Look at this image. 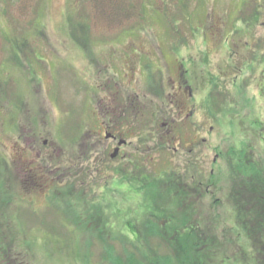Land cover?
Masks as SVG:
<instances>
[{"label":"rangeland","instance_id":"rangeland-1","mask_svg":"<svg viewBox=\"0 0 264 264\" xmlns=\"http://www.w3.org/2000/svg\"><path fill=\"white\" fill-rule=\"evenodd\" d=\"M156 75L172 107L155 98ZM135 108H144L151 133L154 113L162 123L173 120L176 152L155 154L152 137L132 121ZM121 119L135 123L124 153L135 154L140 137L149 140L141 152L154 173L189 166L204 181L212 172L222 177L220 190L211 186L216 194L192 196L196 216L235 236L231 254L249 248L244 233L236 237L225 196L232 164L244 163L251 149L264 160V0H0V264H104L106 235L88 226L80 233L57 211L58 187L68 182L77 183L79 213L92 203L106 208L109 244L120 251L132 237L127 223L146 217L144 192L131 184L128 192L113 189L121 182L108 177L110 154L93 140L102 123Z\"/></svg>","mask_w":264,"mask_h":264},{"label":"trees","instance_id":"trees-1","mask_svg":"<svg viewBox=\"0 0 264 264\" xmlns=\"http://www.w3.org/2000/svg\"><path fill=\"white\" fill-rule=\"evenodd\" d=\"M259 16L260 11L254 12L248 19L251 22L250 25L256 24L255 21L259 20ZM248 21L245 20L246 23ZM96 148L104 150L103 144L100 143ZM250 152V157L246 158L244 163L237 166L232 164L234 175L231 176L232 178L229 177L227 182V188L232 190L231 195L229 193L225 196L234 211L232 228L237 229L236 237L244 233L246 242L249 244V248L239 245L238 251H234V254L230 253L231 249L228 247L236 242L235 236L229 240L227 231L215 233V221H212L215 219H210L207 223L199 220L196 216L198 202L189 199V206H186L189 197L186 194L188 188L180 181V178L175 181L168 175L162 179L157 177L150 169L152 161H146L143 168L137 165L128 169L130 184L144 192L140 199L142 198L141 204L144 206L142 214L146 217L140 224L136 221L141 217H135L136 221L129 220L127 228L131 229L132 237L127 241H121L124 245L120 251L117 245L107 242L108 235L111 233L107 227L108 220H103V218L108 219L106 208L103 209L100 205L92 203L90 205L92 207H88L84 210L85 212H78L83 205H81L80 197L73 199L78 189L77 183L74 185L68 182L63 185L66 187H58L62 198H59L61 203L55 202V206L57 211L66 213L65 220L77 225V231L80 233L88 226L90 231L95 227L94 232L97 236L106 235L103 246L104 264H229L230 262L235 264L236 260L240 264H264V160L252 149ZM122 170L125 171V169ZM132 171L137 175L131 174ZM196 172L197 170L189 176V188L198 190L193 194L194 196L198 194L200 197H206L212 191L211 186L218 191L221 176L210 174L204 181L203 173ZM206 189H209V192ZM62 202L67 204L68 208L74 205L75 209L64 210ZM184 207L187 209H183ZM184 210L187 211L179 212ZM73 211H75L74 214ZM97 217L99 225L94 221ZM135 222L139 226L136 227ZM215 230L218 232L216 228ZM164 241H168V244L166 245ZM223 248L226 251L229 250V253L221 250ZM219 254L222 256L221 259ZM224 257H226L225 260ZM15 263L17 264V261Z\"/></svg>","mask_w":264,"mask_h":264},{"label":"flooded vegetation","instance_id":"flooded-vegetation-1","mask_svg":"<svg viewBox=\"0 0 264 264\" xmlns=\"http://www.w3.org/2000/svg\"><path fill=\"white\" fill-rule=\"evenodd\" d=\"M178 66L183 67V65H178ZM185 75H186L187 79L186 80H182L183 83H186V81L188 82V79H189V67H185L184 76ZM153 77L151 79L154 80L153 82L155 84V92H154L155 98L157 97L156 99L162 101V104L165 107H167L169 105H170V107H172L171 106L172 103L170 104L167 101V100H169V98L168 97L163 98L164 97L163 96L164 89H162V88L164 86H163V84L161 82L162 77L160 79H159V77H157V75L154 78ZM181 79H183V76H181ZM157 80H159L160 82L157 81ZM98 83H97V88L99 90H101L100 87H99L100 85H98ZM101 83H103V84H105V86H107V88H106L107 91H105V92L110 94L112 92V87L109 86L110 81L106 80V79H103L101 81ZM149 87H150V84H149ZM97 88L95 89V91H97ZM180 88L183 89V86L181 85ZM186 90H189V87H187ZM188 93H189V91H188ZM114 108L117 109L118 107L115 106ZM127 109H128V105H127L126 108H123V110H124L123 113L124 114L122 115V119L125 117ZM135 109H138V110H135ZM135 109H134L135 114H134V117H133L135 119H133L132 121H134V122H136L138 124L137 126L139 127V130H142L145 134H147V135L152 137V139L154 141L153 151H155V154H156L157 151L160 153V155H162V153L165 152V151L169 152V151L172 150V152H176L178 149L177 148L173 149L174 147L172 148V146H171V144L174 143V140L177 139L176 137H178L177 134H176L177 132L174 130L175 127H174V125L172 123L173 120L171 121V123H169V122L162 123V121L165 120V119H161V114L160 113L159 114L154 113L153 119L151 120V123H152V126H151L152 127V133H151V132H148L145 129V128L149 127V125L148 124H144V122L141 121L142 115H145V114L142 113L144 108L143 109L142 108H135ZM173 112L177 113V117L182 115L181 114L182 113V109H180V111H177V110L174 109ZM122 119H121V121H119V120L116 121V122H119V123H115V124L111 123V122L102 123L100 125V130H101V132L103 134L102 135L100 134L98 137H96L93 140H94V146L95 147H97L98 143L103 144L105 152H107V150H108V152L110 154L108 160L111 162V164L108 163V165H109L108 169L111 170V171H108V173H109L108 177H110L112 181H120L121 182V183L113 185V189L117 190L119 192H124L125 190H126V192H128V187L126 186V185L130 186V181H129V178H128V176H129L128 169L130 167H133V166L135 167L137 165H139L140 167L143 168L144 163L146 161H152V160L151 159L149 160L146 157L144 158V156H143V154L141 152L142 146L145 145L144 141L140 140L141 137H140V139H138V141L136 143V144H138V148L139 149L136 150L135 154H125L124 153L127 148H129L130 146H132V144H134L133 140L130 141L129 139L125 138L126 137L125 136V132L126 131H130L129 127H133L135 125V123L134 124H129L128 123V119H124V120H122ZM142 127H144V129ZM163 128H168L169 129L167 131V133H168V135L170 137L168 140L166 139L165 131H164ZM138 132H140V131H138ZM178 144H180V141H179ZM186 148L188 149L189 147L187 146ZM32 151H33V148L31 150V152ZM141 158L143 159L142 161H140ZM40 159L44 160V155L43 154H41ZM118 159L121 161V164L118 167L114 168L112 166V161H115V160H118ZM155 162H156V160H155ZM38 164H40L39 161H38ZM122 169H125V171L122 170ZM161 171H159L158 173H155V175L157 177L161 178V179L163 177H165V175H168V176L174 178L175 181L180 178V181L185 185L186 188H188L187 191H186V194L189 195V199L190 200H191L193 194L196 191H198L197 189L189 188V176H190L189 166L186 167L185 173H182L181 171H177L176 168H174V167H172L170 172H168L167 170H163L162 172ZM133 173H134L135 176L137 175L136 172L132 171L131 174H133ZM27 174H29L30 177H32L33 176V169H31V170L29 169V171H27ZM211 174H213V172ZM37 178H38V176H37ZM129 188L133 189L132 184H131V186ZM206 190H207V192H209V189H206ZM203 191L204 190H202V192ZM141 205L144 208L143 204H141Z\"/></svg>","mask_w":264,"mask_h":264}]
</instances>
